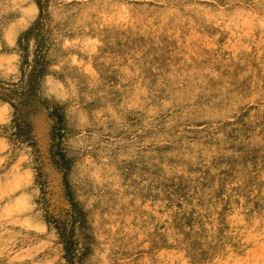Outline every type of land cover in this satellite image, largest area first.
Segmentation results:
<instances>
[{
	"label": "rangeland",
	"instance_id": "obj_1",
	"mask_svg": "<svg viewBox=\"0 0 264 264\" xmlns=\"http://www.w3.org/2000/svg\"><path fill=\"white\" fill-rule=\"evenodd\" d=\"M256 263L264 0H0V264Z\"/></svg>",
	"mask_w": 264,
	"mask_h": 264
},
{
	"label": "bare ground",
	"instance_id": "obj_2",
	"mask_svg": "<svg viewBox=\"0 0 264 264\" xmlns=\"http://www.w3.org/2000/svg\"><path fill=\"white\" fill-rule=\"evenodd\" d=\"M60 190V189H59ZM240 198V197H239ZM261 244V243H260ZM257 259V258H256ZM252 263V262H251ZM253 263H255V262H253ZM260 263H261V261H260ZM257 264V263H256Z\"/></svg>",
	"mask_w": 264,
	"mask_h": 264
}]
</instances>
